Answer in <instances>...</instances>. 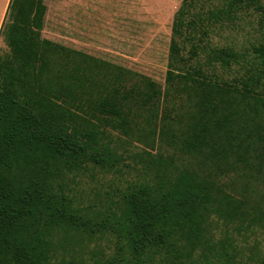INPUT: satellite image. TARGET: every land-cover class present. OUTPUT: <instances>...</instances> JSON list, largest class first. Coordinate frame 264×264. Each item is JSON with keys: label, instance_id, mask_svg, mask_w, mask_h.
Wrapping results in <instances>:
<instances>
[{"label": "trees", "instance_id": "1", "mask_svg": "<svg viewBox=\"0 0 264 264\" xmlns=\"http://www.w3.org/2000/svg\"><path fill=\"white\" fill-rule=\"evenodd\" d=\"M256 2L181 0L162 84L44 37L43 0L11 1L10 51L0 54V264H194L199 249L207 259L215 249L206 237L215 216L264 230V34L242 48L212 37ZM129 157L141 177L105 208L82 205L72 182L120 173ZM106 232L134 261L77 252Z\"/></svg>", "mask_w": 264, "mask_h": 264}, {"label": "rangeland", "instance_id": "2", "mask_svg": "<svg viewBox=\"0 0 264 264\" xmlns=\"http://www.w3.org/2000/svg\"><path fill=\"white\" fill-rule=\"evenodd\" d=\"M44 1V0H43ZM49 4L44 37L111 60L145 73L164 84L167 73L169 45L174 14L181 0H46ZM62 5V7H60ZM264 34V0H257L241 10L234 24L213 33V40L232 43L242 48L261 39ZM5 37V34L3 33ZM5 39V38H4ZM3 39V40H4ZM6 41V40H5ZM5 47L0 54H7ZM224 77L232 74L223 73ZM138 150L129 146L130 153ZM117 174H85L72 182L81 204L97 203L105 208L108 201L119 199L116 187L124 188L141 177L133 158H126ZM261 190L254 192L259 197ZM206 237L215 244L207 259L202 248L195 254L194 264H254L264 254V230L247 228L234 222L226 224L217 216L211 219ZM229 241L228 253L220 249L222 241ZM121 242L111 233L86 237L83 247L76 250L89 260L119 259L134 261L128 252H122ZM148 264H170L168 258L157 256Z\"/></svg>", "mask_w": 264, "mask_h": 264}, {"label": "crops", "instance_id": "3", "mask_svg": "<svg viewBox=\"0 0 264 264\" xmlns=\"http://www.w3.org/2000/svg\"><path fill=\"white\" fill-rule=\"evenodd\" d=\"M12 0H0V52L3 51V49L5 47H7L6 41H5V37L3 36V32L2 30L4 29V25L6 22H9V13H10V3ZM45 4L48 5L49 4L46 2V0H44ZM60 7H62V5H60ZM44 31V29H43ZM4 39V40H3Z\"/></svg>", "mask_w": 264, "mask_h": 264}]
</instances>
